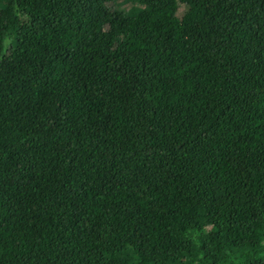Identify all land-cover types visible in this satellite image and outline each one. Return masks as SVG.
I'll use <instances>...</instances> for the list:
<instances>
[{
  "label": "trees",
  "instance_id": "obj_1",
  "mask_svg": "<svg viewBox=\"0 0 264 264\" xmlns=\"http://www.w3.org/2000/svg\"><path fill=\"white\" fill-rule=\"evenodd\" d=\"M255 220L264 0H0V264H264Z\"/></svg>",
  "mask_w": 264,
  "mask_h": 264
},
{
  "label": "rangeland",
  "instance_id": "obj_2",
  "mask_svg": "<svg viewBox=\"0 0 264 264\" xmlns=\"http://www.w3.org/2000/svg\"><path fill=\"white\" fill-rule=\"evenodd\" d=\"M128 7H129V5H127V4H125V6L123 5L124 11H125V9H127ZM184 9H185V8H184L182 5H180V6L178 7L177 14H179V15H178L179 17H181L180 14L184 12ZM257 213H261L259 209H256V214H257ZM255 222H258V224H262V223H264L263 220H259V221H256V220H255ZM211 260H212V259H208L207 261L209 262V261H211Z\"/></svg>",
  "mask_w": 264,
  "mask_h": 264
}]
</instances>
